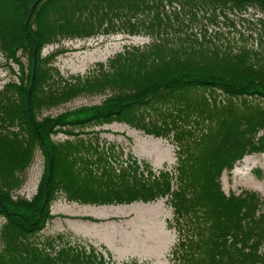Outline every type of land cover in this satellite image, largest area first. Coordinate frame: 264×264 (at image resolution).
Returning a JSON list of instances; mask_svg holds the SVG:
<instances>
[{
  "label": "trees",
  "instance_id": "1",
  "mask_svg": "<svg viewBox=\"0 0 264 264\" xmlns=\"http://www.w3.org/2000/svg\"><path fill=\"white\" fill-rule=\"evenodd\" d=\"M35 1L0 0V48L10 57L30 48L31 59L36 50L32 84L31 68L27 79L23 72L19 83L0 91V214L6 218L0 264H139L135 258L116 263L110 252L69 245L60 235L48 240L51 251L38 247L30 237L45 224L59 190L69 201L95 205L166 195L176 233L167 264H264V195L248 189L225 195L217 179L245 154L264 152V0H38L31 10ZM249 8L262 13L251 18L262 28L255 45L181 34L186 17L202 14L218 23L229 19L226 9L243 17ZM117 32L146 33L151 42L126 46L86 78L59 76L37 62L42 46L56 38ZM89 85L117 91L100 105L38 118L42 104ZM113 115L146 134L172 131L175 174L144 177L133 157L119 174L105 164L99 146L77 129ZM12 124L17 130L8 128ZM56 131L74 137L55 142L50 136ZM36 145L45 159L37 192L30 200H12L9 189L21 181Z\"/></svg>",
  "mask_w": 264,
  "mask_h": 264
},
{
  "label": "rangeland",
  "instance_id": "2",
  "mask_svg": "<svg viewBox=\"0 0 264 264\" xmlns=\"http://www.w3.org/2000/svg\"><path fill=\"white\" fill-rule=\"evenodd\" d=\"M226 13L229 19L220 18L218 23L209 21L202 14L193 20L186 17L183 19L185 23L181 34L196 33L200 37L203 33L206 36L218 35L220 41L224 44L228 41L232 46L243 44L247 39V43L254 42L255 45L262 28L251 18L255 20L256 17H261L262 13L251 8L243 13V17L238 16L239 12L229 9H226ZM150 42L151 36L146 33L129 35L117 32L100 33L91 37H60L42 46L37 62L41 60L46 66L56 68L59 76L75 75L79 79L86 78L98 73L101 68L99 64L106 65L111 57L126 46L145 47ZM29 50L19 47L15 57H10L0 48V91L8 82L19 83L23 72L26 79L31 68L33 72V58L31 59ZM115 91L117 90L114 88H107L99 92L96 86L89 85L81 88L76 95L64 98L58 103L42 104L38 118L54 116L82 106L100 105ZM198 91L201 89L190 93ZM158 117L160 116L154 115V118ZM15 124L8 125V128L17 130ZM77 132L86 140L93 141V147L99 146V151L104 155V163L115 168L118 174L122 167L126 169L132 166L133 160H127L131 157L137 159L140 169L144 170V177L154 179L153 175L157 177L161 170L175 174L177 149L172 131L162 137L146 134L135 122L113 115L108 120L85 124L79 127ZM50 137L60 143L66 138L73 139L74 136L56 131L51 133ZM44 170V155L36 145L31 161L19 172L21 181L9 189L11 199L30 200L37 192ZM172 173L173 185L175 176ZM217 179L219 188L225 195L229 192L238 194L245 189L264 195V152L245 154L235 162L232 169L221 172ZM65 196L62 190L55 192L49 202L45 224L30 237L38 247H46L51 251L48 240L60 235L69 245L76 243L87 247L89 244L105 256L106 252H110L112 260L116 263L133 258L139 264L168 263V253L176 241V233L171 226L172 208L166 195L148 202L104 205L82 204L69 201ZM5 223L6 218L0 214V231ZM61 247L62 244L55 246L53 254Z\"/></svg>",
  "mask_w": 264,
  "mask_h": 264
},
{
  "label": "water",
  "instance_id": "3",
  "mask_svg": "<svg viewBox=\"0 0 264 264\" xmlns=\"http://www.w3.org/2000/svg\"><path fill=\"white\" fill-rule=\"evenodd\" d=\"M37 1H38V0H36V1L33 3V5L31 6V10L34 8V6H35V4H36ZM35 54H36V50H34V52H33V72H32V77H31V83H30V85L32 84L33 79H34V70H35V63H36ZM29 91H30V88H29L28 92H29ZM49 169H50V168H49ZM46 201H47V200L44 201V203H43V205H42V207H41L40 210L43 209V207H44ZM40 212H41V211H40Z\"/></svg>",
  "mask_w": 264,
  "mask_h": 264
}]
</instances>
